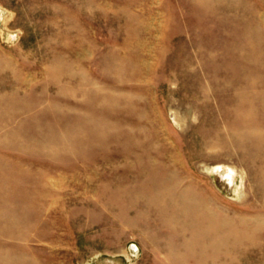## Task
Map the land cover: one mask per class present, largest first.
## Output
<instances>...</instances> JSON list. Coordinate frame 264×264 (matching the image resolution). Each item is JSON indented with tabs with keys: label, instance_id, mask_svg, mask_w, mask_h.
<instances>
[{
	"label": "rangeland",
	"instance_id": "obj_1",
	"mask_svg": "<svg viewBox=\"0 0 264 264\" xmlns=\"http://www.w3.org/2000/svg\"><path fill=\"white\" fill-rule=\"evenodd\" d=\"M87 1L0 0V243L8 252L0 264H31L22 258L27 253L37 261L33 264H171L165 242L161 251L150 243L159 232L176 237L170 224L147 214H121V192L144 187L147 178L119 186L123 164L104 163L122 154L126 141L119 122L135 107L103 101L105 79L115 77L106 48L119 39L116 25L90 12ZM155 2L154 10L164 23L171 20L172 31L162 42L163 55L151 57L145 93L160 123L148 131L143 123L129 128L143 135L165 133L186 180L219 210L264 214V136L239 135L234 127L241 94L252 98L256 122L264 126L262 94L243 90L240 83L225 91L212 76L264 72V0H228V10L194 0ZM84 32L100 46L94 56L77 45ZM59 56L78 74L52 75L48 66ZM4 60L21 81L12 78ZM121 85L129 89L131 82ZM131 116L140 118L134 111ZM229 166L237 169L232 185L224 176ZM43 189L51 190L47 197ZM41 202L46 212L49 206L53 211L41 214ZM48 219L57 229L45 226ZM132 220L135 226L128 224ZM263 232L264 227L233 264H264Z\"/></svg>",
	"mask_w": 264,
	"mask_h": 264
},
{
	"label": "bare ground",
	"instance_id": "obj_2",
	"mask_svg": "<svg viewBox=\"0 0 264 264\" xmlns=\"http://www.w3.org/2000/svg\"><path fill=\"white\" fill-rule=\"evenodd\" d=\"M155 1H87V8L90 12H95L108 23L116 25L114 34L119 39L117 44L112 42L113 44L106 48V55L113 60L108 65V70L112 71L115 77L105 79L103 101L110 105L113 102L129 105L133 103L135 107V109L128 110L127 115L119 122L123 129L121 136L126 141L122 154L113 158L106 157L104 163L113 168L118 167L119 163L123 164L125 170L118 174L120 175L119 186L136 184L147 178L144 187L126 188L121 192L123 193L119 198L121 214L130 215L133 212L142 214V216L147 214L170 224V231L173 230L176 237L170 235L171 237L166 238L159 232L152 240L150 239V243L159 251L162 250L161 242H165L163 245L168 252L166 255L169 263L219 264V261L224 260L223 264H233L237 257L251 250L253 238L260 234L264 227V214L258 213L257 216L250 217L238 215L241 212L232 214L219 210L197 184L186 180L183 167L179 163L180 159L165 133L153 131L143 135L141 131L133 132L129 128L130 125L137 126L143 123L145 124L143 129L148 131L160 123L159 118L157 120L153 118L154 105L148 101L145 93H148L150 89L149 75L153 69L151 57L163 55L162 42H165L172 31L168 30L171 20L164 23L159 18V13L154 10L153 3H157ZM194 2L198 6L208 8L210 6L218 8L225 6L226 10L231 8L227 4L228 0H194ZM251 37L252 35L248 37L247 42H244V49H248V45L251 44ZM77 45L85 46L92 56L100 49V46L98 47L88 39L86 32H84V39L79 40ZM66 60L67 58L60 56L53 58L48 66L50 73L54 76L74 77L76 73L74 65L67 63ZM4 61V64L11 67L9 62ZM77 62L80 64L78 60ZM77 69L80 70V66ZM212 76L215 81H219L225 91H233L237 83H240L243 90H260L263 100L260 106H264V72L227 71L225 73L214 72ZM12 78L21 81L19 73L14 68H12ZM123 80L131 82L130 91L121 85ZM77 93L79 90L76 91ZM239 99L242 102L239 104L241 110L235 115V133L257 138L264 136V126L256 122L255 104L252 98L241 94ZM133 111L137 112L142 121L140 118L136 119L131 116ZM173 116L177 123L176 114L173 113ZM221 168L222 165L217 166L218 170ZM94 173L97 175L96 172ZM236 174L237 169L229 166V172L224 174L229 184L232 185L235 182ZM50 192L51 190L43 189L42 196L47 197ZM240 192L241 196L246 195L244 176ZM46 205L45 202L40 203L41 214L43 211L46 214L53 211L49 206L46 212ZM45 223L48 228L57 229L58 227V223L51 219ZM128 224L135 226L136 222L132 220ZM141 226L145 229L149 227L145 223ZM39 236L42 238L43 235L39 234ZM21 237L30 240L28 234H23ZM5 248L6 244L0 243V258L8 255ZM22 258L31 264L37 262L28 253L23 254Z\"/></svg>",
	"mask_w": 264,
	"mask_h": 264
}]
</instances>
